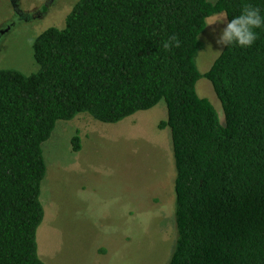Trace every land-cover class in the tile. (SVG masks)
<instances>
[{
	"label": "trees",
	"instance_id": "trees-1",
	"mask_svg": "<svg viewBox=\"0 0 264 264\" xmlns=\"http://www.w3.org/2000/svg\"><path fill=\"white\" fill-rule=\"evenodd\" d=\"M264 0H78L64 27L33 44L38 69L0 68V264H46L43 144L58 120L87 112L117 123L161 100L176 167L178 238L167 264H264V29L251 48L224 49L205 73V19ZM176 34L178 49L162 44ZM207 78L221 101L197 92ZM75 151L80 137H73Z\"/></svg>",
	"mask_w": 264,
	"mask_h": 264
},
{
	"label": "rangeland",
	"instance_id": "rangeland-1",
	"mask_svg": "<svg viewBox=\"0 0 264 264\" xmlns=\"http://www.w3.org/2000/svg\"><path fill=\"white\" fill-rule=\"evenodd\" d=\"M77 1L0 0V68L36 71V37L50 26L64 27ZM221 27L207 24L200 34L204 47L196 63L201 73L222 52L215 48ZM196 88L224 122L212 83L202 77ZM167 117L161 100L117 123L99 121L87 112L58 120L43 144L48 170L41 188L45 216L37 243L46 264L169 262L178 228L171 130L159 128ZM75 135L81 142L78 151L72 142Z\"/></svg>",
	"mask_w": 264,
	"mask_h": 264
},
{
	"label": "clouds",
	"instance_id": "clouds-1",
	"mask_svg": "<svg viewBox=\"0 0 264 264\" xmlns=\"http://www.w3.org/2000/svg\"><path fill=\"white\" fill-rule=\"evenodd\" d=\"M208 25H222L219 35L215 40L217 50L230 49L232 47L251 48L259 38L257 29H264V12L260 7L246 4L238 15L221 11L211 14L205 19ZM182 41L176 34L168 36L162 47L165 52L180 48ZM209 47H212L209 45Z\"/></svg>",
	"mask_w": 264,
	"mask_h": 264
}]
</instances>
